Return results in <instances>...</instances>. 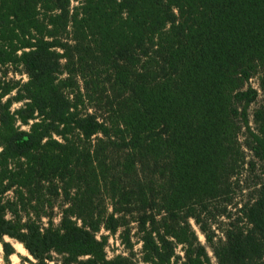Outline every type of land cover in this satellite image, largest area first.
Listing matches in <instances>:
<instances>
[{
	"label": "trees",
	"instance_id": "1",
	"mask_svg": "<svg viewBox=\"0 0 264 264\" xmlns=\"http://www.w3.org/2000/svg\"><path fill=\"white\" fill-rule=\"evenodd\" d=\"M6 65L27 78L0 87L6 256L4 237L34 264H136L97 236L121 230L130 250L132 222L143 263L181 245V264H211L192 221L217 264H264V0H0ZM243 127L263 181L214 243L208 206L241 167ZM56 198L59 226L43 228L30 211Z\"/></svg>",
	"mask_w": 264,
	"mask_h": 264
},
{
	"label": "rangeland",
	"instance_id": "2",
	"mask_svg": "<svg viewBox=\"0 0 264 264\" xmlns=\"http://www.w3.org/2000/svg\"><path fill=\"white\" fill-rule=\"evenodd\" d=\"M71 8L76 6V2H71ZM27 78L20 69L11 66H0V87L2 88L5 84H13L15 82H26ZM258 78L257 76L252 77L250 82H247V85H251L253 88L257 89V97L256 99L248 106L246 111V119H247V127L250 130L255 129V124L253 123L252 114L253 112L259 108L261 104V93L258 89L257 85ZM15 91H12V95ZM5 97L3 101L6 99ZM22 104H13L11 107V111L18 109ZM21 129L26 130L27 127L20 126ZM247 127H243L238 134V141L241 146V150L243 153V157L240 159V168L237 169L236 175L231 180V186L229 190V194L227 197L221 199L220 201L213 202L208 206V210H210V215H215V217H211L212 223L211 228L215 233L214 243H217L220 239H222V230L226 227V224L235 220L237 216H239V209L243 204H245L249 198L252 190L257 187L259 183L263 181V176L260 173V168L258 167L255 159L252 157V154L245 146V141L247 138ZM254 165H252V163ZM12 197V194L9 193L7 198ZM52 205L49 207L48 204L43 206H38L34 211L31 210V216H35L37 214L39 216V224L43 228H57L60 222L61 216V207L63 205L62 198L53 199V201L48 202ZM6 219H12L11 215L7 214ZM23 222L26 220V216L22 215ZM190 225L192 230L197 235L198 241L205 248V251L209 257L211 264H217V261L213 255L211 245L206 241L204 236L198 230V227L190 221ZM130 242L131 249L127 250L124 245L121 243L119 230L116 234H110L101 230L98 233L99 236H106L107 245L105 248V253L108 259L114 258L116 256H130L132 260L136 264H146L142 262V244L140 242V235L136 230L135 223H130ZM3 242L9 243L13 248V253L10 256H6L2 250L0 244V264H34L35 261L33 258L26 252V250L22 247L20 243L16 240L4 237L2 239ZM184 260V252L183 246L176 245L174 250V257L171 259L170 264H181ZM50 264H61V257L52 254Z\"/></svg>",
	"mask_w": 264,
	"mask_h": 264
}]
</instances>
